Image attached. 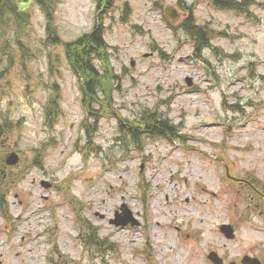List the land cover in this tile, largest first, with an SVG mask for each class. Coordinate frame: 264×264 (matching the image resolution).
I'll return each mask as SVG.
<instances>
[{"label": "rangeland", "instance_id": "obj_1", "mask_svg": "<svg viewBox=\"0 0 264 264\" xmlns=\"http://www.w3.org/2000/svg\"><path fill=\"white\" fill-rule=\"evenodd\" d=\"M231 1L246 12L210 0L116 1L102 19L121 88L86 158L81 82L64 47L47 44L44 13L32 4L22 29L0 34V124L13 128L0 161L20 156L0 209V264H212V252L223 264L264 261V214L239 188L242 179L264 185V0ZM100 14L95 0H58L61 41L91 33ZM191 15L217 34L200 57L182 28ZM56 85L62 116L49 130ZM151 115L177 135L138 144L127 128ZM123 205L138 225L111 224L116 212L128 220ZM78 217L116 251L87 252Z\"/></svg>", "mask_w": 264, "mask_h": 264}, {"label": "trees", "instance_id": "obj_2", "mask_svg": "<svg viewBox=\"0 0 264 264\" xmlns=\"http://www.w3.org/2000/svg\"><path fill=\"white\" fill-rule=\"evenodd\" d=\"M29 0H0V34L10 28L11 24L15 29H22L28 23L29 16L20 13L18 6L22 2ZM98 4V11H101L100 18L108 15L114 10L117 0H95ZM202 1V0H198ZM213 4L226 11L245 13L242 4L231 0H210ZM36 4L44 13L47 22V44L52 47L63 46L66 60L73 73L79 78L81 85L82 107L86 113V118L82 122V129L87 140L86 144L80 148V153L86 158L90 152L95 151L94 139L98 133L99 122L106 118L113 117L114 98L121 88L122 79L118 76L112 65V54L110 46L105 41L106 30L104 19L101 23L97 22L94 30L86 34L73 43L64 44L55 26V11L58 0H36ZM193 13V11H190ZM182 28L194 43L195 56L200 57L203 51L210 47L211 40L216 38L215 32H209L196 24L191 15L182 24ZM46 43V42H45ZM46 44V45H47ZM61 90L59 86H54L52 94L45 108L44 126L53 130L56 123L62 116ZM129 134L138 144L144 138H164L169 139L177 135V130L173 125L151 115L136 119L127 128ZM13 128L11 125L0 124V147L9 139ZM97 149V147H96ZM40 155V152H38ZM35 157L36 164L41 160L40 156ZM23 177V176H20ZM16 181L11 168L6 166L5 159L0 161V209L6 210L7 198L10 189ZM248 188V187H247ZM81 208V203L78 204ZM75 210H77L75 208ZM79 212V210H77ZM78 222L82 229L80 236L84 248L87 252H112L116 247L110 241L100 240L98 232L89 224L87 220Z\"/></svg>", "mask_w": 264, "mask_h": 264}, {"label": "water", "instance_id": "obj_3", "mask_svg": "<svg viewBox=\"0 0 264 264\" xmlns=\"http://www.w3.org/2000/svg\"><path fill=\"white\" fill-rule=\"evenodd\" d=\"M35 2V0H30L28 3H23L20 5V12H24L26 9H28L30 7L31 4H33ZM19 156L16 153L11 154L8 158H7V165L9 166H15L19 163ZM43 187H45L46 189H50L52 187L51 184L47 183V182H42L41 183ZM124 214H126V217H128V220H120L121 216H119V214L116 215V220L111 221L112 224L116 225V226H127L130 222H133V225H138V223L133 220V217L131 216V213L129 211V209L127 208L126 205H124L122 207L121 210ZM221 232L230 240L234 239V230L231 226H226L223 225L221 227ZM209 259L214 263V264H222L221 260L218 258V256L215 253H212L209 256ZM245 262H249L248 258H245L244 260ZM253 264H261L258 260H252Z\"/></svg>", "mask_w": 264, "mask_h": 264}, {"label": "flooded vegetation", "instance_id": "obj_4", "mask_svg": "<svg viewBox=\"0 0 264 264\" xmlns=\"http://www.w3.org/2000/svg\"><path fill=\"white\" fill-rule=\"evenodd\" d=\"M252 202L254 203V198L252 197ZM257 208H260V206H256ZM253 258H256V256H254ZM260 259V258H259ZM261 260V259H260ZM262 261V263L264 264V261L263 260H261ZM250 264V263H249ZM252 264V263H251Z\"/></svg>", "mask_w": 264, "mask_h": 264}]
</instances>
